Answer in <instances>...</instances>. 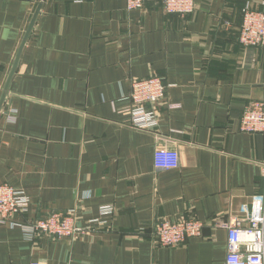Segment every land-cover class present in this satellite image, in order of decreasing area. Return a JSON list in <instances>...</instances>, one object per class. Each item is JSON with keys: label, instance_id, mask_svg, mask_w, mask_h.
Listing matches in <instances>:
<instances>
[{"label": "crops", "instance_id": "obj_1", "mask_svg": "<svg viewBox=\"0 0 264 264\" xmlns=\"http://www.w3.org/2000/svg\"><path fill=\"white\" fill-rule=\"evenodd\" d=\"M247 7L264 11V0H195L184 16L163 0L134 10L126 0H0V184L31 200L14 220L76 210L86 222L115 208L76 238L29 240L1 224L0 264L225 263L229 232L216 222L246 223L244 208L264 196V134L238 129L264 99V47L239 37ZM151 75L177 107L156 104L158 124L138 129L126 97ZM159 148L177 150L180 165L157 169ZM164 218L202 220L203 233L162 246Z\"/></svg>", "mask_w": 264, "mask_h": 264}, {"label": "built area", "instance_id": "obj_2", "mask_svg": "<svg viewBox=\"0 0 264 264\" xmlns=\"http://www.w3.org/2000/svg\"><path fill=\"white\" fill-rule=\"evenodd\" d=\"M146 0H126L129 10L141 9ZM168 13L187 15L195 10V0H163ZM240 41L247 46L264 47V11L251 7L244 10L240 28ZM168 85L157 75L133 80L131 91L126 98L132 102L127 109L131 116V125L138 129H152L158 124L156 104H166L168 108L176 104L165 101ZM238 129L241 132L264 134V99L250 102L244 109ZM180 165L177 150L159 148L154 152V166L157 169H173ZM264 174V162H262ZM30 198L23 190L10 184H0V225L10 223L22 228L29 240L40 234H50L58 238H76L107 223V217L115 212L112 205H104L99 215L86 222L80 219L76 210L54 212L29 223L15 221L17 214L27 213ZM246 223L238 216L229 222L218 221L216 226L229 232V253L224 264H264V196L252 207L244 208ZM204 222L196 218L171 220L164 218L154 228L155 240L162 246H173L190 237L201 236Z\"/></svg>", "mask_w": 264, "mask_h": 264}, {"label": "water", "instance_id": "obj_3", "mask_svg": "<svg viewBox=\"0 0 264 264\" xmlns=\"http://www.w3.org/2000/svg\"><path fill=\"white\" fill-rule=\"evenodd\" d=\"M35 18H36V15H35L33 21H32L31 24H30V27H29L28 32H27V34H26V37H25L24 43H25V41H26L28 35L30 34L31 30H32V27H33V24H34ZM24 43H23L22 45H24ZM20 51H21V50H20ZM17 62H18V58H17V60H16V62H15V65H14L13 71H12V73H11V75H10V78L12 77V75H13V73H14V70H15V68H16ZM10 78H9V80H10ZM9 80H8V81H9ZM8 86H9V82H8V84L6 85L5 92H4L3 97H2V99H1V101H0V111H1V108H2V105H3V102H4V98H5L6 93H7Z\"/></svg>", "mask_w": 264, "mask_h": 264}]
</instances>
